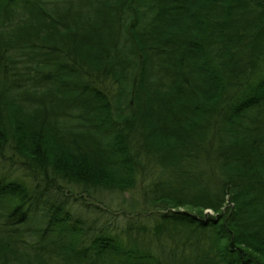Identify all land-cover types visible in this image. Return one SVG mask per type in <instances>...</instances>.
Listing matches in <instances>:
<instances>
[{
    "label": "trees",
    "instance_id": "1",
    "mask_svg": "<svg viewBox=\"0 0 264 264\" xmlns=\"http://www.w3.org/2000/svg\"><path fill=\"white\" fill-rule=\"evenodd\" d=\"M12 156L0 264L24 253L30 221L40 264H168L91 235L38 188L57 176L83 191L140 183L151 233L194 247L191 264H264V0H0V157Z\"/></svg>",
    "mask_w": 264,
    "mask_h": 264
},
{
    "label": "rangeland",
    "instance_id": "2",
    "mask_svg": "<svg viewBox=\"0 0 264 264\" xmlns=\"http://www.w3.org/2000/svg\"><path fill=\"white\" fill-rule=\"evenodd\" d=\"M6 155H10V152L7 151ZM20 165L17 156L0 157V175L14 178L22 170ZM38 179V188L44 189L45 193L67 199L71 210L75 216L80 218L84 229L87 226L90 227L91 235L101 229L104 232H111L124 246L140 250L150 248L168 264H191L192 261H195L193 257L186 259L189 256V251L194 247L175 246L172 239H160L151 233L152 220L154 222L156 212L153 210L152 204L144 199L140 183L128 192L91 188L89 191H83L80 185L63 180L58 176L45 180L42 177ZM182 208L180 207V209ZM204 212L213 213L210 210ZM36 226V222L30 221L25 228L30 227L31 230H24L23 239H17L15 244L19 249H24L22 250L24 253L15 257L14 264H40L35 253L40 252L39 242L42 238L39 231H32ZM51 235L53 234H48V236ZM57 236L58 233L54 234V239ZM59 245V241L54 242L53 247L58 249ZM105 259L102 264L105 263ZM57 262L60 263L59 260ZM109 263L111 264L112 261L110 260ZM115 263L118 261L116 260Z\"/></svg>",
    "mask_w": 264,
    "mask_h": 264
}]
</instances>
